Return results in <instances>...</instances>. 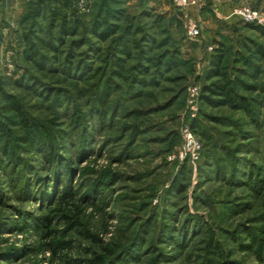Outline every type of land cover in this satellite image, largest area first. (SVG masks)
I'll return each instance as SVG.
<instances>
[{
	"label": "rangeland",
	"instance_id": "1",
	"mask_svg": "<svg viewBox=\"0 0 264 264\" xmlns=\"http://www.w3.org/2000/svg\"><path fill=\"white\" fill-rule=\"evenodd\" d=\"M241 7L264 14L196 0L189 41L170 0L3 2L0 264H264V36ZM217 44L250 113L201 104ZM66 59L87 68L68 76ZM192 123L196 163L177 155Z\"/></svg>",
	"mask_w": 264,
	"mask_h": 264
},
{
	"label": "trees",
	"instance_id": "2",
	"mask_svg": "<svg viewBox=\"0 0 264 264\" xmlns=\"http://www.w3.org/2000/svg\"><path fill=\"white\" fill-rule=\"evenodd\" d=\"M3 2H5V0H0V11H3ZM54 2L56 3V6L60 5L62 7H69L71 0H54ZM174 9L176 10V19L180 25L182 22L180 20V12L175 7ZM54 16H57L56 18H59V14H56L55 12H54ZM65 21L66 20L62 18L61 31L63 34L69 35L70 33L69 25ZM247 26L253 29L254 31H256L257 33H259L260 35L264 36L263 28L253 26L251 24H248ZM96 31L97 30L94 28V30H92V33L94 35H97L103 41H106L108 39V35H106V32L97 33ZM115 33L116 32H112V34ZM53 49L54 48L51 46V50ZM78 55L82 56L84 54L80 53ZM26 57L27 59H31V57H33V54L26 52ZM68 57H71V53ZM41 59L42 61L40 62V64L41 66H43L44 58ZM50 60H51L50 64H52V66L55 65L54 62H58V59L55 56H52ZM84 63L85 60L83 59H79L77 62L66 59L65 63L63 62L61 64V68H63V71H65L68 76H72L74 74L79 73L81 69L84 71L85 68H87V66L84 65ZM56 66H57L56 69H59L58 65ZM141 71H142L141 69H138V72L140 74L142 73ZM98 74L99 71L97 70L96 74L91 78L96 77V75ZM66 80L67 79H64V81ZM205 80H206V84H204V86L201 89V97H200V101L202 105L210 108L229 107L230 109L233 110H240L245 113H250L249 103L244 98H239V96L236 94L233 88V83L231 82V80L227 75L226 65H225V50L222 44H217L213 52L210 54V57L208 59V68L205 75ZM27 87H29L28 84ZM110 91H111V87L107 85L102 91L95 92L97 101L101 103L103 106L106 105L105 103L107 101V98L109 97ZM99 115H102L101 111L99 112ZM190 128L194 133L197 132L196 124L192 123ZM29 172H23L22 178L23 179L26 178V173ZM33 180L41 181V178H39V176H34ZM171 187L172 190L177 194H182L185 191V187L181 185V183H179L177 179L173 180ZM91 264H107V263H104L103 261H101V259L97 258L96 260L92 261Z\"/></svg>",
	"mask_w": 264,
	"mask_h": 264
},
{
	"label": "built area",
	"instance_id": "3",
	"mask_svg": "<svg viewBox=\"0 0 264 264\" xmlns=\"http://www.w3.org/2000/svg\"><path fill=\"white\" fill-rule=\"evenodd\" d=\"M170 1L172 5L180 12V20L183 24L185 38L189 41L198 40L201 36L200 26L190 14V9L191 7H195L196 0ZM234 14L244 23L264 28V14L258 10L249 7H241L235 10ZM209 50L211 51L212 48L210 47ZM195 92L196 89L193 90V93ZM190 129L191 128L189 127H185L182 130L181 141L178 145L177 155L180 160L188 157L190 162L196 163L199 160V146Z\"/></svg>",
	"mask_w": 264,
	"mask_h": 264
}]
</instances>
